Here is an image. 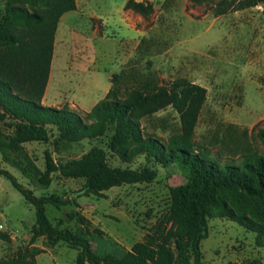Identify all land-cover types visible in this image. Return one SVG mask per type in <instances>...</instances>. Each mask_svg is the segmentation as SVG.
<instances>
[{
  "label": "rangeland",
  "instance_id": "rangeland-1",
  "mask_svg": "<svg viewBox=\"0 0 264 264\" xmlns=\"http://www.w3.org/2000/svg\"><path fill=\"white\" fill-rule=\"evenodd\" d=\"M125 1L47 0L45 6L35 0H0V78L26 90L25 59L10 38H20L32 46L35 38L45 34L37 27H22L23 19L14 16L12 8L45 15L51 25L61 8L73 4L76 10L78 4L77 15L71 12L63 16L58 33L63 57L54 59V69L65 70L74 84L76 78L96 70L102 75L117 73V58L132 50L130 70L112 78V89L119 99H125L135 88L155 90L167 82L196 83L207 90L193 135L204 157L239 163L244 156L260 154L262 147L251 139V132L257 124L264 127V0H151L153 12L147 17L130 10L123 13ZM67 25L83 29L82 34L87 35L80 39L84 59L78 63L71 61V40L63 29ZM94 26L99 27L100 34L92 38ZM75 113L84 118L88 112ZM11 121L0 124V129L10 132L6 125ZM139 125L143 137H154L165 147L181 134L179 116L171 107L143 117ZM51 130L48 143L24 145L41 171L45 151L56 162H65L95 146L105 150L112 167L157 171V178L150 184L114 187L99 199L78 193L84 180L65 179L58 174L52 176L48 189H41L2 162L0 156V170L10 172L35 196L57 194L75 200L70 208L45 207L54 226L60 221L61 228L84 236L99 256L123 257L152 233L168 209L169 189L186 183L184 170L175 163L162 166L145 155L134 157L130 163L121 162L107 147L111 129L96 140L63 143L54 150L56 132ZM68 213H76L78 218L68 221ZM33 223L34 208L0 176V238H7L0 239V264H28L33 250L41 254L39 264H75L77 251L65 244L49 247L38 239V247H30ZM208 227V237L200 246L204 264H264V246L257 243L255 234L226 218L210 219ZM25 251L27 257L20 260ZM175 264H193L190 249Z\"/></svg>",
  "mask_w": 264,
  "mask_h": 264
},
{
  "label": "trees",
  "instance_id": "trees-1",
  "mask_svg": "<svg viewBox=\"0 0 264 264\" xmlns=\"http://www.w3.org/2000/svg\"><path fill=\"white\" fill-rule=\"evenodd\" d=\"M35 1L47 6V0ZM189 1L204 3L210 0ZM73 10V4L61 8L51 25L47 24L45 15L29 13L22 8L10 11L23 19L22 27L29 30L37 27L45 34L39 35L38 41L35 38L32 46L20 38H10L25 59L23 80L26 90L19 89L16 82L11 84L0 78V124L12 120L6 125L10 132L0 129L2 162L41 189L50 187L54 174L65 179H82L84 184L78 193L99 199L114 187L152 183L158 175L156 170L112 167L105 150L96 146L79 158L65 162H56L52 154L45 151L42 171L24 148L27 143H48L53 133L51 129L56 132L54 150L63 143L96 140L111 129L113 135L107 147L121 162L130 163L134 157L145 155L162 166L175 163L184 170L186 183L169 189L168 209L152 228V233L135 243L123 257L116 258L110 254L97 255L87 238L69 228H61L60 221L54 226L47 218V205L60 210L74 205L75 200L57 194L37 197L10 172L0 170V176L34 208L30 244L41 237L49 247L65 244L77 251L75 264H175L187 249L191 251L193 264H204L200 246L208 237V221L226 218L255 234L257 243L264 246V127L257 124L251 132V139L262 147L260 154L244 156L239 163H220L205 158L193 135L207 99L206 88L196 83L167 82L155 90L135 88L122 100L110 89L84 118L67 108L41 105L58 20ZM124 10L144 17L153 12L148 0H128ZM167 107L177 112L181 134L165 147L154 137H143L139 122ZM76 218V213L66 214L68 221ZM26 251L20 255V260L27 257ZM36 255L37 250H33L32 261L28 264H36Z\"/></svg>",
  "mask_w": 264,
  "mask_h": 264
},
{
  "label": "crops",
  "instance_id": "crops-1",
  "mask_svg": "<svg viewBox=\"0 0 264 264\" xmlns=\"http://www.w3.org/2000/svg\"><path fill=\"white\" fill-rule=\"evenodd\" d=\"M128 0L125 1V4ZM136 2H142L143 0H135ZM149 2L151 0H148ZM88 4V3H87ZM125 6V5H124ZM77 9L67 12L60 17V21L57 24L55 36H54V44H53V52L52 59L50 64V71L47 80V84L44 91V96L41 100V105L44 107H50L55 109H63L67 108L70 111L87 113L89 112L98 102L102 101L108 91L112 89L114 86V82L112 78L114 75H119L124 71L130 70L131 64V53L130 50L127 53H121L122 56L117 58V64L114 69H117V73H110L108 75L100 74L98 70L91 72L87 76L83 75L75 79L76 83H72V78L67 76L64 72L65 70L59 71L58 69H54V59L58 60L62 59L63 47L60 45V41L58 40L59 27L62 25L63 16L68 13H75L76 15L79 12V5L76 4ZM124 13V7H123ZM130 28L135 29V27L128 25ZM62 28V27H61ZM65 36L69 35L71 40V56L74 58L71 61L78 63L84 59L83 47L84 44L80 39L84 38L87 35H83L81 31L83 29H76L73 27L64 26ZM100 30L98 26H94L91 28V37L93 38L95 35H99ZM85 37V38H86ZM79 39V40H78ZM77 40V41H76ZM78 41H80L78 43ZM79 48H78V47ZM98 59V58H97ZM113 67V66H112ZM68 87V88H67ZM36 143V142H32ZM30 144V143H27ZM26 145V144H25ZM29 154V153H28ZM72 205L67 206L70 208ZM66 208V207H65ZM34 224V223H33ZM32 224V226H33ZM31 226V228H32ZM31 230V229H30ZM30 234V233H29ZM31 237V234L30 236ZM38 239H43L38 238ZM36 239V241L38 240ZM36 241L30 244V247H38ZM30 243V239H29ZM42 259L41 254H38L34 257L36 264L38 260Z\"/></svg>",
  "mask_w": 264,
  "mask_h": 264
},
{
  "label": "built area",
  "instance_id": "built-area-1",
  "mask_svg": "<svg viewBox=\"0 0 264 264\" xmlns=\"http://www.w3.org/2000/svg\"><path fill=\"white\" fill-rule=\"evenodd\" d=\"M2 227L0 226V229H1Z\"/></svg>",
  "mask_w": 264,
  "mask_h": 264
}]
</instances>
